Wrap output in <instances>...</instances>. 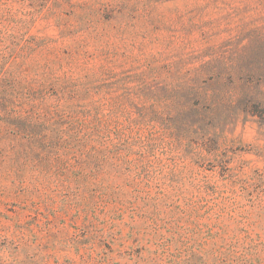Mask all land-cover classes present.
<instances>
[{
  "label": "rangeland",
  "instance_id": "1",
  "mask_svg": "<svg viewBox=\"0 0 264 264\" xmlns=\"http://www.w3.org/2000/svg\"><path fill=\"white\" fill-rule=\"evenodd\" d=\"M0 264H264V0H0Z\"/></svg>",
  "mask_w": 264,
  "mask_h": 264
},
{
  "label": "trees",
  "instance_id": "2",
  "mask_svg": "<svg viewBox=\"0 0 264 264\" xmlns=\"http://www.w3.org/2000/svg\"><path fill=\"white\" fill-rule=\"evenodd\" d=\"M212 96H210V95H207V96H203L202 98H201V100L203 101V102H207V101H210V99H212L211 98ZM215 99H216V104L219 102H221L222 100H223V98L222 97H219V95H216L215 96ZM245 96L243 95L242 97H240V98H236V100L235 99H233V98H231V99H229V102H230V104L231 103H244L245 102ZM227 101V100H226ZM254 102V103H253ZM255 102H257L258 103V105L260 104V100L258 99V100H256L255 98H253L252 100H249V99H246V102H245V104H242V106H249V104H252V105H254V104H256ZM241 104H240V106H241Z\"/></svg>",
  "mask_w": 264,
  "mask_h": 264
}]
</instances>
